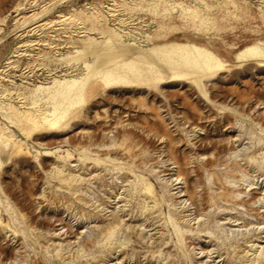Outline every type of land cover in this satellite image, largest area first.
I'll return each mask as SVG.
<instances>
[{"label":"rangeland","instance_id":"rangeland-1","mask_svg":"<svg viewBox=\"0 0 264 264\" xmlns=\"http://www.w3.org/2000/svg\"><path fill=\"white\" fill-rule=\"evenodd\" d=\"M110 34L224 65L107 85L85 61L124 59ZM250 43L264 0H0V264H264V56L234 57Z\"/></svg>","mask_w":264,"mask_h":264},{"label":"bare ground","instance_id":"bare-ground-1","mask_svg":"<svg viewBox=\"0 0 264 264\" xmlns=\"http://www.w3.org/2000/svg\"><path fill=\"white\" fill-rule=\"evenodd\" d=\"M191 13L194 16H199V14L196 11H191ZM123 45H124L123 42L120 41L116 35L110 34L104 43V50H106L105 57L108 56L109 51L118 50L120 51V53L121 52L123 53L122 57L124 59L122 58L120 59L122 62L116 61L115 65L111 67L109 66L105 67V65H102L99 63V61H95V60L92 62L85 61L87 70L90 73V77L91 76L99 77L107 85L112 84L115 80L123 81L124 83H129V84H154V83L161 82L165 73L171 77H174L180 74L178 72L179 70L186 71L187 69H190L198 73L204 72L205 77H208L214 74L218 69H220L224 65V62L215 53H213L212 51L208 50L205 47L198 46V45L191 44V43L169 42V43H164V44H159V45H150L145 48L139 46L138 48H136L134 54L132 53L131 55L127 54L129 49L126 50L124 47H122ZM262 56H264V46H262L260 43H250V44L244 45L234 54V57L237 60H245V59L257 58V57L262 58ZM202 58H204V60ZM83 81H85V78H82L79 81H75L72 83L77 85V84H81ZM64 117H65V107L60 111H57L56 109L48 108L45 111H42L41 117L39 118L37 117L34 120V122L39 125H47V126L53 127L61 123ZM259 247L260 249L264 248V244ZM257 254L255 257H257Z\"/></svg>","mask_w":264,"mask_h":264}]
</instances>
